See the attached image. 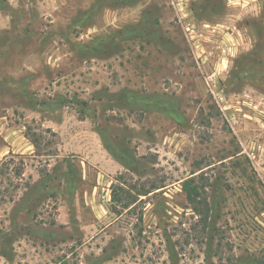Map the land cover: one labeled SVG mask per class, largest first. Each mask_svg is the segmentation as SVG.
Instances as JSON below:
<instances>
[{"label": "rangeland", "instance_id": "374dc122", "mask_svg": "<svg viewBox=\"0 0 264 264\" xmlns=\"http://www.w3.org/2000/svg\"><path fill=\"white\" fill-rule=\"evenodd\" d=\"M0 264H264V0H0Z\"/></svg>", "mask_w": 264, "mask_h": 264}, {"label": "trees", "instance_id": "16d2710c", "mask_svg": "<svg viewBox=\"0 0 264 264\" xmlns=\"http://www.w3.org/2000/svg\"><path fill=\"white\" fill-rule=\"evenodd\" d=\"M31 140V143L34 145V147L37 146V141L35 139H30ZM21 168L17 171L18 173L17 174H21ZM185 191H186V194H187V198L190 200V201H194L196 200V196H197V190L192 187L189 183V181L185 182V187H184ZM199 202V201H198ZM194 207H196L194 205Z\"/></svg>", "mask_w": 264, "mask_h": 264}]
</instances>
